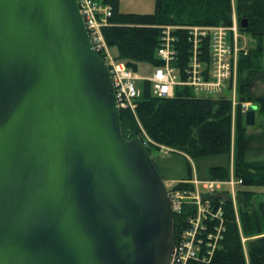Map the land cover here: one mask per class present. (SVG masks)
<instances>
[{"label":"water","instance_id":"water-1","mask_svg":"<svg viewBox=\"0 0 264 264\" xmlns=\"http://www.w3.org/2000/svg\"><path fill=\"white\" fill-rule=\"evenodd\" d=\"M173 247L168 191L122 135L77 0H0V264H171Z\"/></svg>","mask_w":264,"mask_h":264},{"label":"trees","instance_id":"trees-1","mask_svg":"<svg viewBox=\"0 0 264 264\" xmlns=\"http://www.w3.org/2000/svg\"><path fill=\"white\" fill-rule=\"evenodd\" d=\"M102 1L113 8L102 29L104 38L115 59L134 73L139 63L162 64L156 50L167 25L176 26L172 30L176 58L171 65L181 80L186 79L191 54L188 26H230L234 12L239 32L257 40L238 54L235 104L230 95H198L189 85H176L172 96H157L151 82L141 78L134 108L121 107L119 115L122 135L139 136L149 152L165 145L191 159L232 158L234 176L241 179L236 189L237 211L230 197L215 196L222 207V236L209 261L189 264H264V190L256 189L264 188V0H154L151 13L120 12L117 0ZM242 19H246L245 27L240 26ZM198 50V59L207 66L208 37L201 40ZM227 88L231 90V81ZM246 102L260 115L257 130L250 131L243 120ZM228 176L229 168L211 166L209 178ZM173 220L175 234L179 220L175 216Z\"/></svg>","mask_w":264,"mask_h":264},{"label":"built area","instance_id":"built-area-1","mask_svg":"<svg viewBox=\"0 0 264 264\" xmlns=\"http://www.w3.org/2000/svg\"><path fill=\"white\" fill-rule=\"evenodd\" d=\"M77 3L93 48L109 67L119 108H134V98L139 94V90L134 86V79H148L152 93L157 96H172L176 85H189L204 95L221 94L230 80L233 87L237 58L241 50L238 45L240 32L235 17L230 26L187 27L191 54L184 80L179 79L178 70L171 65L176 58L172 35L176 26H164L156 50L162 64L153 67L151 75L141 77L122 61L115 59L104 38L102 29L112 15V5L97 0H77ZM205 37L209 39L207 66L198 59V46ZM232 101L235 104V94ZM242 105L246 109L248 103ZM147 140L150 141L149 138ZM158 148L164 153L174 151L165 145H159ZM240 184L241 179L234 176L232 169L225 179H200L195 175L190 179L165 184L173 217L179 220L174 234L171 264H189L192 260L204 262L211 259L223 231L222 207L219 202H215V196L220 193L230 197L235 208L236 189Z\"/></svg>","mask_w":264,"mask_h":264},{"label":"rangeland","instance_id":"rangeland-1","mask_svg":"<svg viewBox=\"0 0 264 264\" xmlns=\"http://www.w3.org/2000/svg\"><path fill=\"white\" fill-rule=\"evenodd\" d=\"M102 1V0H97ZM118 1V10L120 12H134V13H151L155 9V1L154 0H117ZM234 16L236 18V15H232V21L234 19ZM257 40L253 38L252 36L240 33V37L238 39V45L239 48H241L240 51H243V53L246 52L247 49L250 47H253ZM153 72V66H151L148 63H139L138 64V70L137 74L138 76L145 77L148 75H151ZM237 72V70H236ZM141 79H134V86L139 90V87L141 85ZM231 81V80H230ZM228 81V82H230ZM235 82H236V75L233 79V87L231 90L228 88H225L224 91L221 94L230 95L233 97L234 95V88H235ZM198 95H203L204 93L201 91H195ZM220 95V94H219ZM248 103L247 108L251 105V103ZM246 108V109H247ZM244 110V108H243ZM242 110V112H243ZM243 120L245 121V116L243 117ZM260 120V115L256 113L255 111V124L248 126V129L251 130H257L259 128L258 122ZM150 155L160 173V176L164 182V184H169L168 181H180L183 178L187 179L188 177H193L196 175V177L200 179H207L210 175V168L211 166L215 165H223L226 168H229L231 165V159L228 155H215V156H205V157H199V158H193V159H187L184 155L178 153V152H168L164 153L162 150H160L158 147H153L151 149ZM258 191H263L264 188H256ZM234 206V205H233ZM235 212L236 210V204H235ZM237 216V213H236ZM238 220V218H237Z\"/></svg>","mask_w":264,"mask_h":264},{"label":"crops","instance_id":"crops-1","mask_svg":"<svg viewBox=\"0 0 264 264\" xmlns=\"http://www.w3.org/2000/svg\"><path fill=\"white\" fill-rule=\"evenodd\" d=\"M234 13V12H233ZM234 15H235V13H234ZM235 17V16H234ZM137 74V73H136ZM138 75V74H137ZM234 94H235V88H234ZM231 154H232V152H231ZM186 157V156H185ZM187 159H190V158H188V157H186ZM230 159H231V165L229 166V171L232 169L233 170V167H232V158L230 157ZM191 177H188L187 179H190ZM182 180H185L184 178L182 179ZM169 183H174L175 181H168Z\"/></svg>","mask_w":264,"mask_h":264},{"label":"bare ground","instance_id":"bare-ground-1","mask_svg":"<svg viewBox=\"0 0 264 264\" xmlns=\"http://www.w3.org/2000/svg\"><path fill=\"white\" fill-rule=\"evenodd\" d=\"M244 110H246V109H244ZM244 110H243V111H244Z\"/></svg>","mask_w":264,"mask_h":264}]
</instances>
